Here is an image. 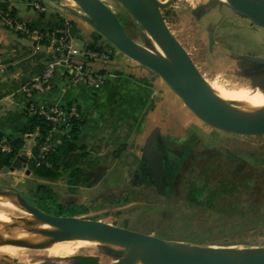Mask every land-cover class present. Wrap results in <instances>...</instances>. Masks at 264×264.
<instances>
[{
	"label": "rangeland",
	"instance_id": "obj_1",
	"mask_svg": "<svg viewBox=\"0 0 264 264\" xmlns=\"http://www.w3.org/2000/svg\"><path fill=\"white\" fill-rule=\"evenodd\" d=\"M100 1L125 26L130 39L156 50L154 41L118 2ZM157 1L169 3L161 10L165 25L208 87L222 92L246 90L247 99L239 106L259 97L260 91L264 93V77L249 76L253 65L241 59L264 58L263 28L237 15L224 0ZM61 2L83 15L71 0ZM155 90L156 98L148 101L150 108H142L141 133L134 140V149L124 144L114 153L103 150L102 156L73 153L70 158L77 163L70 170H60L55 180L34 177L18 160L13 167L0 171V191L17 194L36 208L38 204L47 205L51 196L63 207L81 205L87 213L79 218L164 237L167 240L163 241L170 244L264 254V134L238 135L212 128L197 119L160 79H156ZM154 130L158 131V145L166 160V196L158 195L141 176L142 148ZM74 168L81 169V181L70 177ZM194 189L201 192L197 203L190 201ZM2 199L9 200L7 196L0 195V202L8 203ZM15 205L18 211L13 213L0 207L12 222L27 214ZM2 225L0 230L7 233L4 236L22 233L15 226ZM52 244L62 245L56 256H48L40 248L12 246L0 240V264H71L74 256L93 258L97 264L117 261L93 240L64 238L47 245Z\"/></svg>",
	"mask_w": 264,
	"mask_h": 264
},
{
	"label": "water",
	"instance_id": "obj_2",
	"mask_svg": "<svg viewBox=\"0 0 264 264\" xmlns=\"http://www.w3.org/2000/svg\"><path fill=\"white\" fill-rule=\"evenodd\" d=\"M58 2L59 0H35ZM83 13L82 18L120 54L148 70L151 80L160 79L185 107L206 125L238 135L264 134V106L245 112L221 101L205 84L191 59L165 25L161 10L169 3L157 0H115L158 44L165 56L155 49L135 43L123 30L118 18L100 0H71ZM237 15L264 29V0H224ZM210 42L212 39L210 38ZM253 65L255 73L264 72V58L242 56ZM264 98V93L260 91ZM140 168L143 179L153 185L160 196L169 191L165 155L158 145V131L151 132L144 143ZM0 195H14L0 191ZM15 204L28 215L51 226L54 230L40 231L44 240L25 243L9 240L7 244L24 248H40L64 238L99 241L117 259L113 264H264V254L249 256L227 250L167 243L161 239L114 228L79 217L54 216L30 205L15 195ZM4 231L3 229H1ZM101 242V243H100Z\"/></svg>",
	"mask_w": 264,
	"mask_h": 264
},
{
	"label": "crops",
	"instance_id": "obj_3",
	"mask_svg": "<svg viewBox=\"0 0 264 264\" xmlns=\"http://www.w3.org/2000/svg\"><path fill=\"white\" fill-rule=\"evenodd\" d=\"M47 2L48 5L35 0H9V6L14 10V18L28 26L41 30L67 29L69 46L74 52L86 45L99 47L107 59L90 64L95 72L105 76V82L96 88L74 86L68 82L66 69L57 66L50 80L51 89L46 93L35 92L30 102L47 109L75 104L84 120L77 142L84 146L88 156H102L103 150L108 149L114 153L124 144L134 149V140L141 133L142 108L149 109L148 101L157 96L156 79L151 80L148 70L107 46L91 24L61 0ZM35 6L43 7L44 11ZM54 58L51 51L44 48L36 51L32 40L0 23V65L4 68L0 74V144L12 139L26 123L28 101L21 88L38 77ZM62 136L59 132L52 133L57 140ZM35 139L36 133L24 137V146L13 165L22 160L26 169Z\"/></svg>",
	"mask_w": 264,
	"mask_h": 264
},
{
	"label": "trees",
	"instance_id": "obj_4",
	"mask_svg": "<svg viewBox=\"0 0 264 264\" xmlns=\"http://www.w3.org/2000/svg\"><path fill=\"white\" fill-rule=\"evenodd\" d=\"M0 12L7 13L10 17L14 18V10L10 8L9 0L0 1ZM50 30L51 29H46L45 31ZM84 48L95 52L102 51L99 47H96V45H86ZM262 74H264V72ZM70 105L71 104L65 106V108ZM78 110L80 111L79 108ZM26 118L27 120L23 128L12 139L6 141L9 151L3 152L0 149V171L10 168L13 165L18 153L24 146V137L35 133V145L31 150V157L26 163V168L27 171L36 178L41 180H55L59 177L60 170H70L72 166L77 163L76 159L72 160L70 158L71 154L78 152L84 153V156L88 155L84 146L79 145L77 142L84 124L81 112L79 117L67 120L69 125L67 133L59 140L52 138L54 142L53 149L45 152L42 156H40V148L52 134L53 129L61 131L64 129L65 124L54 125L39 116L30 117L27 115ZM69 175L70 177H76V181H81L82 171L80 168H74L70 171ZM84 181H88L86 177H84ZM189 196L191 202L197 203L201 197V192L194 189L191 190ZM37 208L46 214L54 216L78 217L87 213V209L81 205H69L66 207L57 205L55 203V198L52 196L49 197V203L47 205L38 204ZM161 240H167V238L162 237ZM71 264H97V261L90 257L74 256L71 258Z\"/></svg>",
	"mask_w": 264,
	"mask_h": 264
},
{
	"label": "built area",
	"instance_id": "obj_5",
	"mask_svg": "<svg viewBox=\"0 0 264 264\" xmlns=\"http://www.w3.org/2000/svg\"><path fill=\"white\" fill-rule=\"evenodd\" d=\"M35 8L40 12L44 11L43 7L35 6ZM0 23L13 30L16 34L32 40L36 51L44 48L51 51L55 56L52 61L45 65L38 77L23 85L21 92L28 101L25 110L26 115L42 117L54 125L65 124L64 129L61 131L56 129L52 131V133L59 132L64 135L69 128L67 120L80 115L77 106L71 104L67 108L56 107L47 109L32 104L30 102L32 95L35 92L46 93L51 89L50 80L53 70L57 66H63L66 69L67 79L71 85L81 84L93 88L102 86L105 82V76L102 73L95 72L91 68L90 63L105 61L107 59L106 53L104 51L95 52L86 48L81 49L79 52L72 51L69 46L68 31L65 28L51 29L50 31L32 28L4 12H0ZM3 72L4 68L0 65V74ZM52 138L51 134L41 146L40 156L53 149L54 142ZM0 149L3 152L9 151L6 143L0 144Z\"/></svg>",
	"mask_w": 264,
	"mask_h": 264
},
{
	"label": "bare ground",
	"instance_id": "obj_6",
	"mask_svg": "<svg viewBox=\"0 0 264 264\" xmlns=\"http://www.w3.org/2000/svg\"><path fill=\"white\" fill-rule=\"evenodd\" d=\"M157 48L156 51L161 54L162 56L164 55V52L162 51V49L160 48V46L156 43H154ZM209 89L221 100L223 101L225 104L229 105L230 107H232L235 110L238 111H242L245 112L249 109L252 108H258L261 106H264V98L263 95L261 94L259 97L255 96L254 98H252L248 103L239 106V104L243 103L246 101L247 99V94L248 92L245 91H237V92H222L220 90H216L213 87H209ZM223 96L224 100L221 98ZM9 198V197H8ZM5 202L8 203H4V202H0V207L9 212V213H13L16 212V210L18 211L16 205L13 202V197H10L9 200L7 199H2ZM2 212V211H1ZM0 212V225L2 224H8V227H13L14 226L16 228H18L19 230L22 231V233H12V235H5L0 230V240L6 242L9 240H15V241H21V242H27V243H39L42 242L44 240V238L40 237L38 235V233L40 231H50V230H54L51 226L39 221L38 219L34 218L31 215H24V217L19 218L16 222H12L10 216L6 213H1ZM17 214V213H15ZM18 215V214H17ZM16 216V215H15ZM2 225V226H4ZM38 225L40 226V229L38 228ZM7 234V233H5ZM9 234V233H8ZM97 243L99 241H96ZM101 243V242H100ZM62 246V245H61ZM59 245H47V246H43L40 247V249L43 250V252H45L48 256H56L61 250L62 247ZM64 247V246H63ZM66 247V246H65ZM245 255H249V256H255L257 255V253H253V252H247V253H242Z\"/></svg>",
	"mask_w": 264,
	"mask_h": 264
},
{
	"label": "flooded vegetation",
	"instance_id": "obj_7",
	"mask_svg": "<svg viewBox=\"0 0 264 264\" xmlns=\"http://www.w3.org/2000/svg\"><path fill=\"white\" fill-rule=\"evenodd\" d=\"M120 22V21H119ZM120 24H121V26H122V28H123V30H124V25L120 22ZM253 68L254 67H252L249 71H250V73H248L249 74V76H251V77H260V76H263L264 77V74H259V73H255L254 71H253ZM140 170H141V168H140ZM141 176H142V171H141ZM145 179H147V178H145Z\"/></svg>",
	"mask_w": 264,
	"mask_h": 264
}]
</instances>
